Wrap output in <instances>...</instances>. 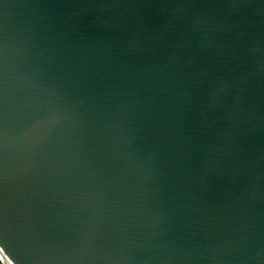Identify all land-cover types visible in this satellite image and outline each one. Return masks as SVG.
Returning <instances> with one entry per match:
<instances>
[{
    "label": "water",
    "instance_id": "1",
    "mask_svg": "<svg viewBox=\"0 0 264 264\" xmlns=\"http://www.w3.org/2000/svg\"><path fill=\"white\" fill-rule=\"evenodd\" d=\"M0 259L264 264V0H0Z\"/></svg>",
    "mask_w": 264,
    "mask_h": 264
},
{
    "label": "bare ground",
    "instance_id": "2",
    "mask_svg": "<svg viewBox=\"0 0 264 264\" xmlns=\"http://www.w3.org/2000/svg\"><path fill=\"white\" fill-rule=\"evenodd\" d=\"M0 264H7V263L3 262V261L0 259Z\"/></svg>",
    "mask_w": 264,
    "mask_h": 264
}]
</instances>
